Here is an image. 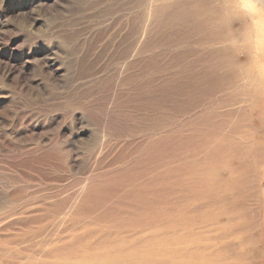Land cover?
<instances>
[{
    "label": "rangeland",
    "instance_id": "obj_1",
    "mask_svg": "<svg viewBox=\"0 0 264 264\" xmlns=\"http://www.w3.org/2000/svg\"><path fill=\"white\" fill-rule=\"evenodd\" d=\"M229 9L0 0V264L96 247L117 261L116 247L212 211L224 232L226 206L258 222L245 264H264V87L251 74L264 47Z\"/></svg>",
    "mask_w": 264,
    "mask_h": 264
},
{
    "label": "bare ground",
    "instance_id": "obj_2",
    "mask_svg": "<svg viewBox=\"0 0 264 264\" xmlns=\"http://www.w3.org/2000/svg\"><path fill=\"white\" fill-rule=\"evenodd\" d=\"M228 3L230 6L229 9L230 15L232 16L235 15L238 18L242 17L243 23H245V21L248 20L247 26L250 27L249 29L250 36H248L249 46L251 45L253 49L256 48L257 51L259 45H263L264 47V24L260 22L261 19L260 20L258 19V13L256 11V7L254 6L255 3H260L264 7V0H228ZM231 44L232 43H230V45ZM251 71H252L251 74L257 75L258 81H260V83L264 87V62L261 63L259 61H256L254 64V68L253 70L251 69ZM248 73H250V68H249V72L247 70L245 71V73L242 72V76H244L243 77L244 82H242L243 85L247 83V81L249 83L252 81L250 80V78H252L250 77L251 75L245 76V74ZM226 163L227 162H225V164ZM226 185H225V189H228L230 191L232 190L235 184L234 183L230 184L228 188H226ZM244 190L242 189V191ZM213 191L217 193L221 192V191L218 192L215 189ZM251 194H253L252 198H254L256 192L254 191V193ZM218 195L219 194H217V196ZM217 196H213V197L216 198L220 197ZM213 202L215 201L213 200ZM218 202H216V204ZM236 208L239 209L233 211L232 209H230V206H226V210H225L226 223H224L226 230L224 232L221 231L217 212L212 211L211 221L205 224H199L201 223V221H199L201 217H197L196 219L192 218L191 220L192 222L193 221L196 222V220L198 222V223L197 222L193 223L192 225L189 221L187 222L184 219L186 224H182L179 227L180 229L177 228L176 232L175 230L170 231L169 229H164L160 233L143 235L138 240L131 241V246L129 248L125 246H120V248L116 247L115 248L116 251L125 253L123 259H118L117 261L111 260L110 258H108V255L104 256L101 249L99 247H96L93 249L89 248V249H82L79 251L69 250L66 253V255L62 254L48 261L45 260L38 261L36 264H245L247 258L253 255L254 253L253 248H248L249 246L246 247L245 243L250 238L254 240L253 237L256 234L255 232L257 231L256 227L258 222L255 221L252 223L249 217L246 218V221L243 224L240 221V219L241 217H244L243 214L245 212L242 211L241 206ZM196 210L198 211L197 208ZM187 212L190 213L191 211H187ZM134 244L136 245L133 246ZM124 247L125 250H123Z\"/></svg>",
    "mask_w": 264,
    "mask_h": 264
}]
</instances>
